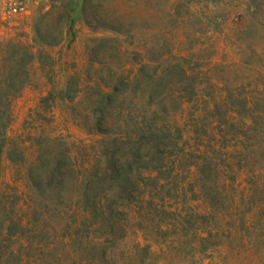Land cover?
Returning <instances> with one entry per match:
<instances>
[{
	"label": "rangeland",
	"instance_id": "1",
	"mask_svg": "<svg viewBox=\"0 0 264 264\" xmlns=\"http://www.w3.org/2000/svg\"><path fill=\"white\" fill-rule=\"evenodd\" d=\"M5 41L29 48L33 60L28 85L12 104L8 149L23 162L2 158L0 231L23 201L32 225L19 238L0 236V264H85L73 212L91 208L110 188L92 174L77 180L87 165L103 163L109 141L103 132L129 135L140 117L152 123V110L159 123L183 125L202 111L195 144L209 153L218 147L196 181L203 193L187 187L183 197L174 190L169 197L214 222L196 220L154 240L138 230L145 221L133 220L146 213L136 196L114 189L113 202L132 211L119 246L126 264H264V0H48L4 26ZM156 73L160 83L152 82ZM192 82L216 105L211 112L205 103L183 106ZM126 114L133 120L128 127ZM233 114L236 120L225 124ZM66 157L80 168L68 172L62 188L46 187L47 171ZM197 227L212 236L199 242ZM141 233L158 243L153 254H131L137 239L144 244Z\"/></svg>",
	"mask_w": 264,
	"mask_h": 264
},
{
	"label": "trees",
	"instance_id": "2",
	"mask_svg": "<svg viewBox=\"0 0 264 264\" xmlns=\"http://www.w3.org/2000/svg\"><path fill=\"white\" fill-rule=\"evenodd\" d=\"M42 44L51 45L43 40ZM32 60L29 48L21 43L13 41L0 43V167L3 156L12 164L23 162V156L15 148L8 149V129L12 122L13 101L28 85ZM160 80L161 75L157 73L152 77L153 83H160ZM198 86L197 83H190L191 97L188 100L182 99L183 106L205 103L207 105L205 111L211 112L216 105L200 96ZM241 103L246 109L248 102L245 100ZM151 114L155 118L154 120L152 118V123L149 124L146 119L140 117L134 121V129L129 135L128 133L120 135L110 131L103 132L102 134L109 138L104 148L107 152L103 163L87 165L83 168V175L81 173L77 180L80 184L85 174H92L96 184L106 183L110 188V191L94 202L91 208L79 207L76 208V212H73L77 217L73 236L89 256L85 264H126L119 246L127 237L128 220L132 211L127 206L113 202V197H116L114 189L126 197L136 196V204L146 213L133 220L145 221L146 227H139L138 230L139 232L148 231L154 240H157L160 235L169 239L175 234H173L174 230L183 229L186 224L191 227L196 220L204 221L208 226L214 222L208 212L197 210L193 206L183 210L179 205H172L169 197V193L173 190L178 196L183 197L187 193V187L191 194L203 193L204 185L196 181L200 180V175L203 173L202 167L207 159L214 162V159H210V155L211 152L215 153L214 150L218 147L216 145L210 147L212 151L209 153L203 145L195 144L196 139L200 141L196 128L202 119V111L194 113L193 120L187 125L175 120L168 124L159 123L155 117L157 112L152 110ZM126 117L123 123L125 127H128L133 120L128 119L130 116L127 114ZM235 120L234 114L228 115V121L225 124L230 125ZM241 122L243 127L249 126L248 121ZM216 126L217 123L213 125V128ZM172 130L178 134L177 137L172 135ZM170 148L173 149L170 150ZM175 151L177 153H174ZM126 155L132 158L131 161ZM193 158L195 160L191 161ZM66 160L61 164V159H57L47 171V177L52 182L47 183L46 187L54 188L55 185L56 188H62L68 172L77 167L70 157H66ZM213 162L212 164H215ZM134 172L135 174L132 175ZM27 177L35 188L39 186L35 182L31 169ZM55 181L56 184H54ZM216 186L218 185H214V190ZM17 208L16 213L14 209L13 215L3 220L1 237L19 238L24 235L25 230L30 229L32 224L26 213L27 207H24V201L17 205ZM116 216L122 218L117 219ZM195 230V233L198 232L199 242H204L212 236L210 229L201 231L197 227ZM30 231H34V227ZM101 231L103 233H100ZM141 236L144 244L137 239L132 244L131 254L135 255L139 251L153 254L155 251L153 246H159L158 243L149 241L143 234ZM36 246V248H50L40 244ZM24 263H26L25 259L20 261V264ZM81 264H83L82 261Z\"/></svg>",
	"mask_w": 264,
	"mask_h": 264
},
{
	"label": "built area",
	"instance_id": "3",
	"mask_svg": "<svg viewBox=\"0 0 264 264\" xmlns=\"http://www.w3.org/2000/svg\"><path fill=\"white\" fill-rule=\"evenodd\" d=\"M48 0H0V33L4 26L27 15L35 6Z\"/></svg>",
	"mask_w": 264,
	"mask_h": 264
}]
</instances>
